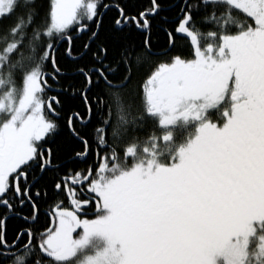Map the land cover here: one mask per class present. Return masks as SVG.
Returning a JSON list of instances; mask_svg holds the SVG:
<instances>
[{
    "label": "snow or ice",
    "instance_id": "obj_1",
    "mask_svg": "<svg viewBox=\"0 0 264 264\" xmlns=\"http://www.w3.org/2000/svg\"><path fill=\"white\" fill-rule=\"evenodd\" d=\"M0 93V264H264V0H0Z\"/></svg>",
    "mask_w": 264,
    "mask_h": 264
},
{
    "label": "flooded vegetation",
    "instance_id": "obj_2",
    "mask_svg": "<svg viewBox=\"0 0 264 264\" xmlns=\"http://www.w3.org/2000/svg\"><path fill=\"white\" fill-rule=\"evenodd\" d=\"M180 128L175 126L172 130L174 132ZM198 183L201 186L200 191L203 199L198 200L197 215L210 211L212 215L210 218H203L202 216L200 218L202 225L215 235L222 234L230 226L236 225L239 222L242 209L259 206L260 202L256 196L230 180L205 178L203 181L198 180Z\"/></svg>",
    "mask_w": 264,
    "mask_h": 264
},
{
    "label": "rangeland",
    "instance_id": "obj_3",
    "mask_svg": "<svg viewBox=\"0 0 264 264\" xmlns=\"http://www.w3.org/2000/svg\"><path fill=\"white\" fill-rule=\"evenodd\" d=\"M0 95H2V93H0ZM175 126H178V127H181L180 129H182V128H184V127H189V126H192L195 130H196V128H197V123L196 122H185V121H183L182 119L181 120H178L177 121V123H176V125H174L173 126V128L175 127ZM195 135H196V133L195 134H193L192 136H191V138L189 139V141L191 140V139H193L194 137H195ZM174 141V139L172 140V142ZM188 141V142H189ZM187 144H185L184 146H186ZM199 184V183H198ZM200 188H201V186L199 187V189H198V191H199V193H200V195H195V194H190V196H189V201H190V203H191V211H190V214L191 215H193L198 221H199V223H201L202 224V219L200 218V216H202L203 218H210L212 215H211V213H210V211H205V212H203L202 213V215H197V209H199L198 208V200L200 201V199H201V191H200ZM200 207V206H199ZM188 237H185V239L187 240V241H189V242H191V243H194V244H200V243H203V241L199 238V237H195V239L193 240V239H191V238H188Z\"/></svg>",
    "mask_w": 264,
    "mask_h": 264
},
{
    "label": "trees",
    "instance_id": "obj_4",
    "mask_svg": "<svg viewBox=\"0 0 264 264\" xmlns=\"http://www.w3.org/2000/svg\"><path fill=\"white\" fill-rule=\"evenodd\" d=\"M164 39L165 38L163 36L154 38L155 42H158V43H163ZM181 130H182V133H179L176 130L174 131V136H173L174 141L172 142V144L174 145L173 151H178L179 147L187 144L191 136L196 133V130L192 126L184 127ZM162 162L167 163L166 160ZM211 229L213 230L212 225H211ZM185 237H188L194 240L196 236L192 234H186Z\"/></svg>",
    "mask_w": 264,
    "mask_h": 264
}]
</instances>
